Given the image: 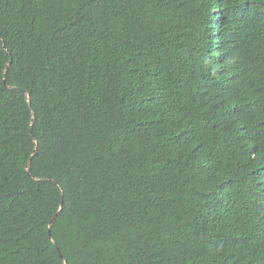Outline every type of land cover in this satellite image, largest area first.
I'll list each match as a JSON object with an SVG mask.
<instances>
[{
    "label": "trees",
    "instance_id": "obj_1",
    "mask_svg": "<svg viewBox=\"0 0 264 264\" xmlns=\"http://www.w3.org/2000/svg\"><path fill=\"white\" fill-rule=\"evenodd\" d=\"M0 264H264V0H0Z\"/></svg>",
    "mask_w": 264,
    "mask_h": 264
},
{
    "label": "water",
    "instance_id": "obj_2",
    "mask_svg": "<svg viewBox=\"0 0 264 264\" xmlns=\"http://www.w3.org/2000/svg\"><path fill=\"white\" fill-rule=\"evenodd\" d=\"M26 100H27V102H28V104H29V98H28V95H26ZM27 167H28V164H27ZM27 167H26V168H27ZM56 216H57V214H55V215L52 217V219L50 220L49 225H48L49 228L52 226L53 221L55 220Z\"/></svg>",
    "mask_w": 264,
    "mask_h": 264
}]
</instances>
